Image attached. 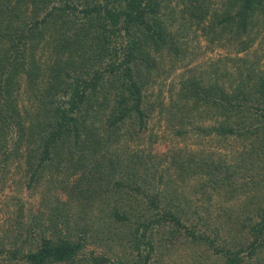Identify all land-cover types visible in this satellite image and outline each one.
<instances>
[{"label": "trees", "instance_id": "1", "mask_svg": "<svg viewBox=\"0 0 264 264\" xmlns=\"http://www.w3.org/2000/svg\"><path fill=\"white\" fill-rule=\"evenodd\" d=\"M195 31L228 62L161 106ZM263 32L264 0H0V187L40 193L0 264H264Z\"/></svg>", "mask_w": 264, "mask_h": 264}, {"label": "rangeland", "instance_id": "2", "mask_svg": "<svg viewBox=\"0 0 264 264\" xmlns=\"http://www.w3.org/2000/svg\"><path fill=\"white\" fill-rule=\"evenodd\" d=\"M264 33V32H263ZM181 36V32L179 33ZM188 38L191 39L188 43H186L188 55H185V58L183 60L178 59L175 61V58H170L174 64L173 67H168L167 60H164V74L165 79L158 80L156 86H162V96H161V106L168 107L173 102H178L182 104L179 101V95H177V91L179 89V83L183 81L186 78H196V76L202 75L205 76L206 70L209 69L210 65L214 64V66L220 65L222 62L227 63L226 61L227 51L225 49L215 48L213 46H209L207 40L203 38V36L200 34L199 31H195L194 33H191V35L188 36ZM183 41V40H182ZM258 43H261L258 44ZM257 45H260V49L264 48V34H262L261 37H259L255 43L250 48V51L257 47ZM246 53H240L237 57L245 56ZM154 58H158V55H154ZM170 62V61H169ZM219 62V64H218ZM200 77V76H199ZM228 82V81H227ZM155 89V88H154ZM156 113V112H154ZM210 115V114H209ZM152 120H156L155 117L152 118ZM214 119H207L203 118V121H198L196 125L200 128H210L211 126H215L216 123H214ZM153 132L158 133L159 131L153 130ZM204 137H194V138H186L185 140L182 138H173L170 135H167L166 137H163L161 140V146L160 143H157L155 146V150H157V153H161L162 151L169 150L173 146H175L177 149L181 150V153H184L188 150L193 152L198 151H204L207 152L209 150L216 151L220 155L225 153L224 160L228 162L231 153H229V149L222 150L219 148H213V143H209L210 141L202 140ZM166 140L170 141V144L166 146L167 142ZM203 142L204 145L201 144H194L195 142ZM210 147V148H209ZM163 153V152H162ZM162 155V154H161ZM18 188V189H17ZM15 187L12 184L6 183L4 186L0 187V240L3 238L2 231H5V227H7V216L5 214V208L13 205V201L17 197L20 199V203L22 204L23 210H28L29 208L35 209L36 206H38L39 200H40V194L38 191L35 192L34 195L30 194V191L25 189L24 187ZM48 203H53V200L47 199ZM12 208V207H11Z\"/></svg>", "mask_w": 264, "mask_h": 264}]
</instances>
